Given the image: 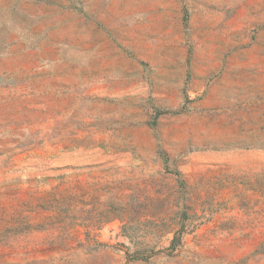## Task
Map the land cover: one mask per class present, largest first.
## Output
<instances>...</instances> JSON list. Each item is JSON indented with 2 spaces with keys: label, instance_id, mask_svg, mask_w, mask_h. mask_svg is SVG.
<instances>
[{
  "label": "rangeland",
  "instance_id": "1",
  "mask_svg": "<svg viewBox=\"0 0 264 264\" xmlns=\"http://www.w3.org/2000/svg\"><path fill=\"white\" fill-rule=\"evenodd\" d=\"M0 264H264V0H0Z\"/></svg>",
  "mask_w": 264,
  "mask_h": 264
},
{
  "label": "trees",
  "instance_id": "2",
  "mask_svg": "<svg viewBox=\"0 0 264 264\" xmlns=\"http://www.w3.org/2000/svg\"><path fill=\"white\" fill-rule=\"evenodd\" d=\"M164 112L163 111H159L158 114H163Z\"/></svg>",
  "mask_w": 264,
  "mask_h": 264
}]
</instances>
